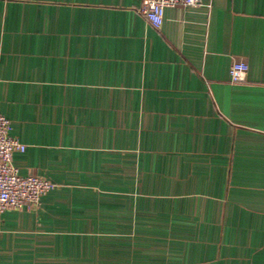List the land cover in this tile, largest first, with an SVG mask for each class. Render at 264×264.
<instances>
[{
    "label": "crops",
    "instance_id": "obj_1",
    "mask_svg": "<svg viewBox=\"0 0 264 264\" xmlns=\"http://www.w3.org/2000/svg\"><path fill=\"white\" fill-rule=\"evenodd\" d=\"M139 4L0 0L12 162L55 184L0 264H264V0Z\"/></svg>",
    "mask_w": 264,
    "mask_h": 264
},
{
    "label": "built area",
    "instance_id": "obj_2",
    "mask_svg": "<svg viewBox=\"0 0 264 264\" xmlns=\"http://www.w3.org/2000/svg\"><path fill=\"white\" fill-rule=\"evenodd\" d=\"M200 0H140L138 13L153 27L159 28L167 6H192ZM247 63L235 60L230 65V80L242 82L246 79ZM10 120L0 114V212L9 208L34 209L40 198L55 184L33 174L23 175L12 162L14 151H23L25 144L9 134Z\"/></svg>",
    "mask_w": 264,
    "mask_h": 264
}]
</instances>
